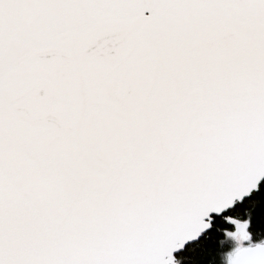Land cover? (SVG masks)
<instances>
[{"label": "snow or ice", "instance_id": "obj_1", "mask_svg": "<svg viewBox=\"0 0 264 264\" xmlns=\"http://www.w3.org/2000/svg\"><path fill=\"white\" fill-rule=\"evenodd\" d=\"M0 264H264V0H0Z\"/></svg>", "mask_w": 264, "mask_h": 264}]
</instances>
